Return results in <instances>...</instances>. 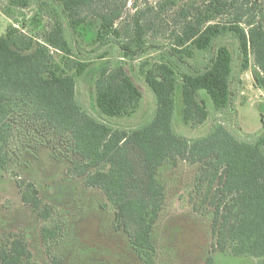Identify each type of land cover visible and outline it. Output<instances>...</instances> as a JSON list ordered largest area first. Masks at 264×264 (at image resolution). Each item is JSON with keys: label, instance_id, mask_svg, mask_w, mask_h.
Wrapping results in <instances>:
<instances>
[{"label": "trees", "instance_id": "trees-1", "mask_svg": "<svg viewBox=\"0 0 264 264\" xmlns=\"http://www.w3.org/2000/svg\"><path fill=\"white\" fill-rule=\"evenodd\" d=\"M129 1L120 6L121 0H0L10 19L35 9L22 28L10 25L0 37V171L16 161L14 147L20 142L49 147L71 164L69 177L105 195L114 228L128 237L140 264H154L153 230L166 198L159 172L179 161L200 165L195 189L213 209L212 254L264 264V128L255 135L242 133L249 140L220 122L193 140L175 130L179 97L184 125L208 122L211 104L219 113H234L240 130L234 109L239 76L253 59L256 82L264 79V27L255 13L259 0H212L195 16L183 10V28L169 48L150 42L154 23L145 19L146 11L136 13L131 27H117ZM176 5L164 0L148 12L159 18ZM92 18L99 22L97 48L88 51L78 33ZM198 53L208 55L204 66L185 72ZM155 54L159 62L144 61ZM137 60L144 61L138 74L156 100L151 121L118 129L80 105L77 78L85 77L93 110L111 119L133 116L144 98L132 75L130 63ZM17 186L24 205L41 222H53L42 226L41 239L52 263L62 264L53 249L68 225L55 220L54 207L43 203L33 182L18 179ZM0 264L38 263L25 238L11 235L0 248ZM205 264H214L211 255Z\"/></svg>", "mask_w": 264, "mask_h": 264}, {"label": "rangeland", "instance_id": "rangeland-1", "mask_svg": "<svg viewBox=\"0 0 264 264\" xmlns=\"http://www.w3.org/2000/svg\"><path fill=\"white\" fill-rule=\"evenodd\" d=\"M121 1L120 6L124 0ZM162 1L164 0H130L117 27H131L136 13L146 11L145 19L154 23L150 42L169 48L174 43L175 34L180 33L183 28L185 21L181 12L188 10L191 16H195L212 0H173L177 5L159 18L153 12H148L149 8H157ZM258 6L255 13L258 22L264 27V0H259ZM34 12L35 9H30L16 19H10L0 10V37L10 25L22 28V22H29L34 17ZM98 28L97 18L90 19L88 26L79 28L80 44L88 51L97 48ZM24 30L30 32L28 28ZM226 43L232 44L229 41ZM207 56L198 53L194 60H189L191 67H185L184 71L195 72L204 66ZM146 60L150 64L159 62L157 54L150 55L144 61ZM144 61L130 63L134 69L132 75L144 95L133 116L111 119L93 110L91 85L85 77L77 78L80 105L114 128L129 131L147 124L153 118L157 105L145 78L138 74ZM255 70L252 59L251 68L239 76L234 109L241 131L234 126V113H219L211 104V118L208 122L199 127L184 125L181 121L179 97L175 113L176 132L193 140L205 136L214 123L220 122L241 140H249L242 133H260L264 128V79L260 77L261 83L256 82L253 75ZM27 142H20L14 147L16 161L8 169L0 171V248L6 245L11 235H19L27 241L35 262L53 264L41 239L42 226H52L53 222H41L38 215L24 205L17 186V180L23 179L33 182L40 191L43 203L54 207L55 220L68 225L66 237L53 249V254L62 259V264H140L128 237L114 228V210L105 195L100 190L84 187L83 180L69 177L71 164L66 160L60 161L49 147ZM199 169L200 165L179 161L177 166L164 165L159 172L158 178L166 189V198L153 230V241L157 247L154 264H205L210 255L214 264H256V260L250 258L220 252L212 254V244L215 242L212 235L213 209L204 205L203 197L196 193V175Z\"/></svg>", "mask_w": 264, "mask_h": 264}]
</instances>
